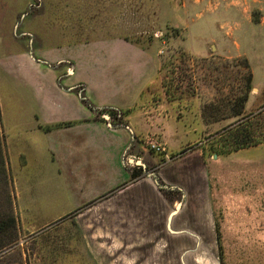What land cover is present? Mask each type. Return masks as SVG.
Instances as JSON below:
<instances>
[{"label": "rangeland", "instance_id": "rangeland-1", "mask_svg": "<svg viewBox=\"0 0 264 264\" xmlns=\"http://www.w3.org/2000/svg\"><path fill=\"white\" fill-rule=\"evenodd\" d=\"M129 44L157 50L166 96L197 95L205 100L201 111L228 105L245 91L249 60L257 72L264 68V0H0V133L8 167L6 132L12 141L20 123L50 121L57 110L77 106L120 122L115 107L97 105L122 104L105 80L119 84V74L133 68ZM202 48L209 57L193 55ZM222 49L232 57L214 56ZM249 115L244 109L233 124V118L212 122L201 113L206 126H219L199 141L213 171L211 236L202 233L195 249L172 248L169 260V248L149 246L138 264H177V258L181 264H264V108ZM240 123L238 134L246 129L259 149L226 154L237 132L225 131ZM159 147L149 151L159 154ZM15 173L9 176L18 241L0 253V264H94L75 241V228L63 222L83 206L86 192ZM30 218L33 225L21 222Z\"/></svg>", "mask_w": 264, "mask_h": 264}, {"label": "crops", "instance_id": "crops-1", "mask_svg": "<svg viewBox=\"0 0 264 264\" xmlns=\"http://www.w3.org/2000/svg\"><path fill=\"white\" fill-rule=\"evenodd\" d=\"M129 45L133 68L119 74L120 85L105 80L107 87L115 86L122 104L97 105L115 107L120 122L77 106L57 110L52 121L36 118L32 125L18 124L11 132L16 136L12 141L5 131L12 146L7 151L8 170L14 179L17 172L31 176L35 183L42 175L48 182L86 192L83 206L73 208L63 222L75 228V241L81 242L94 264H138L146 260L149 246L169 248V260L175 252L172 248L195 249L202 233H213L209 193L213 171L199 141L213 127L218 131V123H203L201 97L176 99L160 92L157 50ZM206 50L193 55L209 57ZM214 56L232 57L224 49ZM249 62L252 92L245 111L253 116L264 108V68L257 72ZM149 142L163 146V151L152 153ZM190 146L193 150L186 151ZM133 172L135 180H131ZM21 222L33 225L34 219ZM175 261L181 264L178 258Z\"/></svg>", "mask_w": 264, "mask_h": 264}, {"label": "trees", "instance_id": "trees-1", "mask_svg": "<svg viewBox=\"0 0 264 264\" xmlns=\"http://www.w3.org/2000/svg\"><path fill=\"white\" fill-rule=\"evenodd\" d=\"M85 41H87L85 39ZM77 42H81L78 40ZM76 43V42H74ZM247 67V65H245ZM246 81V88L244 93L241 97L235 98L234 101L228 105L219 103L204 106L203 111H201L202 116L206 119L212 120V122H217L224 119H235L233 124L236 122H240L242 120V113L245 109V104L248 98V94L252 91L251 83H252V76L251 74L247 76ZM256 115L250 116L253 119ZM250 119V120H251ZM248 120V122L250 121ZM244 124L240 123L238 126L235 127L234 130L225 131L226 134L232 136V132H237L233 135L230 141V149L229 151L225 152L229 154L231 152H237L244 148L255 147L260 144L259 142H251L250 138L251 135L247 132L246 129H242L241 132L238 134L239 128H241ZM61 125H58L60 127ZM264 142V139H263ZM3 145L1 140V133H0V253L15 245L18 241V226H17V219L14 213V197L12 195L11 189L12 188V180L9 176V171L7 169V158L3 151ZM227 148V147H226ZM137 177L136 172L131 173V180H135ZM219 231L216 227V240L217 244H219Z\"/></svg>", "mask_w": 264, "mask_h": 264}, {"label": "built area", "instance_id": "built-area-1", "mask_svg": "<svg viewBox=\"0 0 264 264\" xmlns=\"http://www.w3.org/2000/svg\"><path fill=\"white\" fill-rule=\"evenodd\" d=\"M149 148H150L151 151H154L156 153L161 151V148L159 146L153 145L151 143L149 144Z\"/></svg>", "mask_w": 264, "mask_h": 264}, {"label": "water", "instance_id": "water-1", "mask_svg": "<svg viewBox=\"0 0 264 264\" xmlns=\"http://www.w3.org/2000/svg\"><path fill=\"white\" fill-rule=\"evenodd\" d=\"M137 164L142 165V163H138V162H137Z\"/></svg>", "mask_w": 264, "mask_h": 264}]
</instances>
